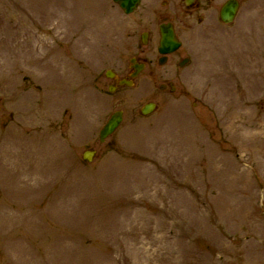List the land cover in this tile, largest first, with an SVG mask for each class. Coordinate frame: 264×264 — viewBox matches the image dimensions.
Segmentation results:
<instances>
[{"label":"rangeland","instance_id":"rangeland-1","mask_svg":"<svg viewBox=\"0 0 264 264\" xmlns=\"http://www.w3.org/2000/svg\"><path fill=\"white\" fill-rule=\"evenodd\" d=\"M151 1L0 0V264H264V0ZM161 15L193 64L110 92Z\"/></svg>","mask_w":264,"mask_h":264},{"label":"flooded vegetation","instance_id":"flooded-vegetation-1","mask_svg":"<svg viewBox=\"0 0 264 264\" xmlns=\"http://www.w3.org/2000/svg\"><path fill=\"white\" fill-rule=\"evenodd\" d=\"M148 5L151 0H146ZM188 11H197L201 7L197 4L198 0H184ZM143 3L144 0H141ZM194 14L192 13V16ZM173 26L175 34L181 43V47L169 54L160 52L161 32ZM143 35L145 39H143ZM141 44H138L134 50L128 66L116 67L111 73L106 74L108 81L113 83L112 87L119 89L133 84L135 81L161 80L178 81L184 77L186 69L193 64V57L190 53H185L184 40L182 39L175 23L165 15L159 17V23L156 24L149 20L145 30L140 35ZM144 40L146 45H144ZM169 49V48H167Z\"/></svg>","mask_w":264,"mask_h":264},{"label":"water","instance_id":"water-1","mask_svg":"<svg viewBox=\"0 0 264 264\" xmlns=\"http://www.w3.org/2000/svg\"><path fill=\"white\" fill-rule=\"evenodd\" d=\"M114 2L119 4V6L124 10L126 14L135 12L141 3L140 0H114ZM239 7L240 5L237 0H229L221 10V20L226 24L232 23L237 16ZM161 44L163 47L161 48V52L163 54L175 51L180 47V44L176 40L175 32L171 27H169L167 31L162 32ZM168 47L170 49H167ZM161 88L164 89L165 87ZM172 90L174 91L175 88H173ZM155 108V104H148L144 107L142 113L144 115L150 114L155 110ZM122 121L123 114L121 112L114 114L100 133L101 142H104L109 136H111L119 128ZM94 155L95 152H86L84 155V159L88 162H91Z\"/></svg>","mask_w":264,"mask_h":264}]
</instances>
